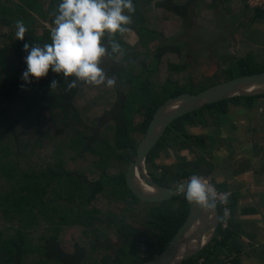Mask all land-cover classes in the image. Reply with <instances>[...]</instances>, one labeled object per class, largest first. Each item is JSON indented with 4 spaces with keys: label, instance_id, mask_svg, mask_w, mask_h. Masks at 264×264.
Listing matches in <instances>:
<instances>
[{
    "label": "trees",
    "instance_id": "1",
    "mask_svg": "<svg viewBox=\"0 0 264 264\" xmlns=\"http://www.w3.org/2000/svg\"><path fill=\"white\" fill-rule=\"evenodd\" d=\"M60 2L0 0V264L151 261L166 251L191 213L184 194L168 202L148 203L139 200L126 183L128 166L136 159L154 114L167 100L183 93L196 94L237 77L264 72V61L252 52L230 62L218 77H211L204 68L210 63L207 58H198L191 71L178 45L151 46L160 38L177 39L190 9L199 26L207 30L213 25V3H222L225 13L234 16L244 0H133L135 12L126 27L137 34L138 41L130 45L123 39L128 32L117 33L114 39L123 52L107 56L116 66L113 76L119 82L112 100L103 96L106 93L89 96L82 109L77 105L81 96L108 87L81 83L69 91L62 74L51 70L30 84L22 79L27 67L23 45L51 43V29L46 24L53 25L52 13ZM245 10V17L232 30L236 41L254 25L264 24V10L247 6ZM17 20L27 28L24 41L15 37ZM39 29L43 30L41 35L37 34ZM103 42L110 43L107 35ZM53 79L59 84L55 89L50 88ZM262 98L264 95L235 97L178 118L150 154L149 173L165 187L176 188L190 176L199 175L224 191L213 176L214 154L230 139L193 134L188 127H223L232 106L252 110ZM103 107L107 115L98 122L93 114ZM44 110L51 112L55 136L41 117ZM169 151L192 153L194 170L180 171L174 164L159 166L158 160ZM158 169L163 175L158 176ZM100 196L110 199L106 207L113 208L109 212L97 208ZM238 196L232 193L229 199L228 226L223 227L224 214L219 207L216 237L184 264L240 263L239 258L227 254L232 240L243 231L234 219ZM56 200L75 203L78 208L56 204ZM91 205L93 209H88ZM69 228L83 230L88 244L68 240L65 234ZM115 230L121 245L116 244L119 249L113 252L111 232ZM130 237L142 243L143 254L129 253L126 243ZM256 251L254 247L246 254L252 256Z\"/></svg>",
    "mask_w": 264,
    "mask_h": 264
},
{
    "label": "clouds",
    "instance_id": "2",
    "mask_svg": "<svg viewBox=\"0 0 264 264\" xmlns=\"http://www.w3.org/2000/svg\"><path fill=\"white\" fill-rule=\"evenodd\" d=\"M134 12L133 0H61L52 13L51 43L23 45L27 67L22 79L30 84L32 79L45 78L51 70L62 74L69 91L81 83L114 87L116 77H109L100 65L105 56L111 58L113 53L123 52L114 36L129 31L126 26L132 23L131 13ZM15 28L16 39L24 41L27 32L24 22L15 21ZM106 35L110 41L108 45L103 42ZM58 86V81L53 79L50 88ZM176 188L188 203L206 213L215 211L218 198L221 204L227 203L228 193H218L213 184L199 175L190 176L186 183H178ZM227 211L225 209L226 215Z\"/></svg>",
    "mask_w": 264,
    "mask_h": 264
},
{
    "label": "crops",
    "instance_id": "3",
    "mask_svg": "<svg viewBox=\"0 0 264 264\" xmlns=\"http://www.w3.org/2000/svg\"><path fill=\"white\" fill-rule=\"evenodd\" d=\"M260 40L264 42V37ZM255 50L257 58L264 61L260 50ZM255 104L252 110L232 106L228 122L223 127H188L193 134L230 139L214 154L213 176L225 189L223 192L239 195L234 219L243 231L232 240L227 251L229 257L239 258V264H264V98ZM235 110L237 113L233 112ZM162 156L163 159L188 163L194 155L188 151H169ZM237 162L240 169L236 168ZM254 247L256 253L247 255L246 252Z\"/></svg>",
    "mask_w": 264,
    "mask_h": 264
},
{
    "label": "water",
    "instance_id": "4",
    "mask_svg": "<svg viewBox=\"0 0 264 264\" xmlns=\"http://www.w3.org/2000/svg\"><path fill=\"white\" fill-rule=\"evenodd\" d=\"M258 95H264V72L237 77L196 94L183 93L167 100L154 114L147 134L137 148L136 159L128 166L126 183L131 192L143 202L156 204L183 195L177 188L160 185L147 169L150 154L164 138L168 128L178 118L200 110L206 105L235 97ZM144 185L149 187L151 192L145 191ZM219 224L220 210L217 206L213 213H206L191 204L190 216L166 251L153 260L140 264H184L214 240Z\"/></svg>",
    "mask_w": 264,
    "mask_h": 264
},
{
    "label": "rangeland",
    "instance_id": "5",
    "mask_svg": "<svg viewBox=\"0 0 264 264\" xmlns=\"http://www.w3.org/2000/svg\"><path fill=\"white\" fill-rule=\"evenodd\" d=\"M208 1L211 2V0ZM213 8L214 9L211 15L213 19V25L211 26L210 29L204 30L203 28H201L197 23L196 19L193 17L192 11L190 9L189 18L185 21L182 34L177 39H175L174 41H170L164 38H160L158 41L153 43L151 47L154 49L161 45H171V44L178 45L181 51L185 53L187 58V66L191 71L195 69L196 61L198 58L200 57L207 58L210 61V63L208 67H204V68L206 69L205 70L206 75L211 77H218L222 71V68H226L230 62L236 61L237 59L246 56L250 52L257 55L258 52L255 50V48L260 50L259 54L262 55L261 57H264V42L260 40V38L264 37L263 36L264 24L254 25L252 28L245 31L242 35H240V38L237 41L232 35V30L234 29V27L237 26L238 23L245 17V12H246L245 3L243 2L241 3L239 8L240 10L234 16L227 15L223 9L222 3L220 2L213 3ZM46 27L51 29L53 25L47 23ZM7 29L8 28H6V30ZM42 33H43L42 29L37 30L38 35H41ZM256 37L259 39L254 40L253 38ZM123 39L130 45H135L138 41V36L132 29H130L128 33L125 35V37H123ZM259 40L262 44L259 43ZM256 42H258V44H256ZM100 66L104 69L105 72H107L109 77H113V71L116 70V66L114 65V63L111 62V60H109L107 56L103 58ZM117 84L119 85L118 80L114 87L108 89L106 88L99 93H95L96 91H87L85 95L81 96V98L77 101V105L79 106V108H81L82 105H85L86 100L87 101L90 100L89 96L94 97L97 94L103 95L106 93L103 96H106L107 99L112 100V96L114 94L113 92H115L114 89L115 88L117 89ZM110 89L112 90L111 92L109 91ZM128 91L129 88L127 92ZM104 109L105 107L97 109L96 113L93 114V117H97L98 122H101V119H103L107 115L105 114ZM236 111L237 110L233 112L237 113ZM41 117L48 123L49 128L51 130V135L55 136L56 131L53 123L51 122L50 110L42 111ZM95 129L97 130L99 129V127L96 126ZM192 157L193 159L191 158V160H189V162L187 163L184 161L176 162L175 160L171 161V159H163L162 156L161 157L162 160L161 159L158 160V164L159 166L174 164L178 167L180 171L184 169H187L188 171H193L195 168L196 161H195V157L194 156ZM156 173L158 174V176H161L163 175V170L158 169ZM2 181L5 182V177L2 178ZM55 203L56 204L67 203L72 207L78 208L77 204L72 202H64L63 200L62 201L56 200ZM110 203L111 201L110 199L107 198V196H100L98 199V203L95 204L97 205V208L102 209L103 211L107 210V212H109L113 207H106V206H109ZM92 206L93 205L87 208L93 209ZM111 233L113 234L111 242L115 244L112 251L115 252L117 249H119V245H121V239L118 238L116 230ZM83 234H84L83 230L81 232V229L79 228H69V230L65 234V237L68 240L75 238L78 241L80 240L84 244L85 243L88 244L89 239H85V235ZM116 244L119 245L116 246ZM95 245H97V243H95ZM126 245L130 249L129 253L133 255H141L144 252L143 250L144 247L142 246V243L140 241H136L132 237L128 238Z\"/></svg>",
    "mask_w": 264,
    "mask_h": 264
},
{
    "label": "built area",
    "instance_id": "6",
    "mask_svg": "<svg viewBox=\"0 0 264 264\" xmlns=\"http://www.w3.org/2000/svg\"><path fill=\"white\" fill-rule=\"evenodd\" d=\"M244 3L247 7L251 8V9L264 10V0H244ZM216 190L218 193H228V198H227L226 204H221L219 198L217 199V203H216V206L218 208L221 207L223 209V214H224L223 227L226 228L228 226L230 219H231L229 199L232 196V192L231 191L223 192V191L218 190L217 188H216ZM225 209L228 210L227 215L225 214Z\"/></svg>",
    "mask_w": 264,
    "mask_h": 264
},
{
    "label": "bare ground",
    "instance_id": "7",
    "mask_svg": "<svg viewBox=\"0 0 264 264\" xmlns=\"http://www.w3.org/2000/svg\"><path fill=\"white\" fill-rule=\"evenodd\" d=\"M143 188H144L145 191L151 192V189L149 187H147V186L144 185Z\"/></svg>",
    "mask_w": 264,
    "mask_h": 264
}]
</instances>
